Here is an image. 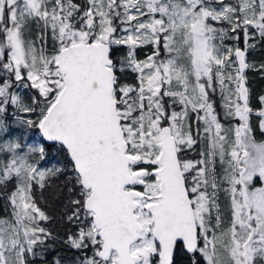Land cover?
<instances>
[{
	"label": "snow or ice",
	"instance_id": "obj_1",
	"mask_svg": "<svg viewBox=\"0 0 264 264\" xmlns=\"http://www.w3.org/2000/svg\"><path fill=\"white\" fill-rule=\"evenodd\" d=\"M258 48L264 0H0V264L41 201L71 264H264Z\"/></svg>",
	"mask_w": 264,
	"mask_h": 264
},
{
	"label": "trees",
	"instance_id": "obj_2",
	"mask_svg": "<svg viewBox=\"0 0 264 264\" xmlns=\"http://www.w3.org/2000/svg\"><path fill=\"white\" fill-rule=\"evenodd\" d=\"M227 43L231 44V41H228ZM140 55L143 57L144 51L140 50ZM249 59L255 63L264 62V48H258V50L254 51L250 54ZM248 84L251 88L252 95H253V103H256V98H258L260 95H264V76H261V74L257 72H248ZM217 101L219 100V97H216ZM40 206L42 208H46L48 213L54 217V219L49 222L47 225L50 230L57 236V241L55 242V253L57 255H50V264H54L55 259L60 256L66 257L68 259H72L73 252L70 250L66 244L63 243L66 234L70 230V225H68L65 221L60 219L61 215V209L59 206L54 205L51 201H49L47 204H45L43 201L40 202ZM36 259L31 256L30 260Z\"/></svg>",
	"mask_w": 264,
	"mask_h": 264
},
{
	"label": "rangeland",
	"instance_id": "obj_3",
	"mask_svg": "<svg viewBox=\"0 0 264 264\" xmlns=\"http://www.w3.org/2000/svg\"><path fill=\"white\" fill-rule=\"evenodd\" d=\"M30 258H31V256H29V259ZM59 258H61L63 260L64 264H71V261L73 260V258L72 259H68V258L63 257V256H60Z\"/></svg>",
	"mask_w": 264,
	"mask_h": 264
}]
</instances>
